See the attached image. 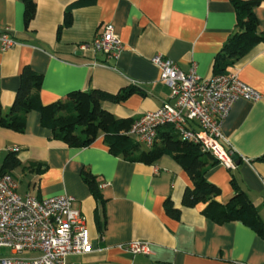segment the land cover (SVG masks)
Returning <instances> with one entry per match:
<instances>
[{"label": "crops", "instance_id": "crops-1", "mask_svg": "<svg viewBox=\"0 0 264 264\" xmlns=\"http://www.w3.org/2000/svg\"><path fill=\"white\" fill-rule=\"evenodd\" d=\"M34 1L36 18L26 27L22 0H0V32L7 29L17 43L8 51L0 50L3 114L12 107L20 72L29 66L44 79L40 100L45 105L78 90L116 95L135 88L125 102H104L103 109L115 118L138 121L147 112L174 103L172 90L161 83V74L151 62L155 55L173 61L183 73L189 74L195 65L202 80L214 77L216 56L237 27L230 0H97L96 5L74 9L71 27L57 40L64 10L75 0ZM259 3L254 14L257 31L264 34V0ZM107 24L114 26L125 50L117 59L79 49ZM230 74L262 99L233 105L223 121L220 144L227 151L235 150L240 163L233 169L213 166L207 181L220 187L218 200L226 202L234 193L231 182L235 180L264 223V160L260 159L264 154V45L230 67ZM40 123L41 117L30 112L24 134L0 129V172L5 156L15 151L20 166L11 175L19 185L17 194L38 199L74 196L73 205L86 217L92 251L71 254L66 264H264V237L251 227L240 221L218 225L201 212L202 203L182 207V195L192 182L171 157L162 156L155 165L128 163L113 157L101 138L90 148L75 150L53 142L51 131ZM84 167L101 183L109 182L100 189L102 202L93 198L82 179ZM166 199L180 209L181 219L165 213ZM135 240L149 242L150 254L133 255L120 248ZM9 253L0 248V256Z\"/></svg>", "mask_w": 264, "mask_h": 264}, {"label": "trees", "instance_id": "trees-1", "mask_svg": "<svg viewBox=\"0 0 264 264\" xmlns=\"http://www.w3.org/2000/svg\"><path fill=\"white\" fill-rule=\"evenodd\" d=\"M97 0H75L64 10V20L57 33V40L65 28L72 25L74 9L87 8L96 5ZM235 9L234 34L228 39L221 52L216 56L212 72L214 77L228 75L230 67L239 64L245 56L250 54L255 47L264 45V34L257 31L258 19L255 17V9L259 0H230ZM24 3V25L27 27L36 18L37 2L34 0H22ZM20 85L10 111L3 114L0 105V129H7L13 133H25L28 114L35 112L41 117V126L52 133V141L61 142L66 147L80 150L90 148L101 138L104 147L115 158L125 162L155 165L162 156L171 157L190 176L192 188L186 187L182 195V207L195 208L198 204H204L201 212L213 222L221 225L225 222L240 221L251 227L255 233L264 237V223L254 202L246 195L241 186L232 180L234 193L226 201L220 202L221 189L212 182H208L207 173L210 168L217 166L219 162L211 152H203L198 144L189 140L180 139L173 126L161 127L156 134V140L150 149H143L141 144L128 137V133L134 123V119L115 118L110 111L103 109L104 102L118 104L125 102L136 92L135 88L121 91L111 95L98 89L85 92H71L63 100H56L51 105L41 102V88L44 83L42 75L34 73V70L26 66L19 75ZM1 99V93H0ZM1 165L0 175L12 174L20 166V159L16 153H8ZM264 160V154L260 157ZM88 167L81 171L82 179L87 183L93 198L103 201L100 184L96 176H93ZM165 213L174 219H181V211L170 199L164 200Z\"/></svg>", "mask_w": 264, "mask_h": 264}, {"label": "built area", "instance_id": "built-area-1", "mask_svg": "<svg viewBox=\"0 0 264 264\" xmlns=\"http://www.w3.org/2000/svg\"><path fill=\"white\" fill-rule=\"evenodd\" d=\"M114 31V26L107 24L89 45H80L79 49L104 55L109 60L117 59L125 50ZM10 35L7 29L0 32L3 52L17 45ZM151 62L161 74V83L172 90L174 103L167 102L134 121L128 137L151 149L158 129L173 126L180 139L198 144L203 152H211L220 165L233 169L237 165L235 150L227 151L220 144L224 138L223 121L235 103L247 100L255 104L262 95L241 83L236 74L202 80L195 65L187 74L160 55H155ZM108 183L100 184V188H107ZM18 186L12 175H0V248L10 252L8 256H0V264H66L71 254L92 251L87 240L86 217L73 205L74 196L61 194L44 199L21 196L16 192ZM120 248L133 255H148L151 251L149 242L139 240Z\"/></svg>", "mask_w": 264, "mask_h": 264}, {"label": "water", "instance_id": "water-1", "mask_svg": "<svg viewBox=\"0 0 264 264\" xmlns=\"http://www.w3.org/2000/svg\"><path fill=\"white\" fill-rule=\"evenodd\" d=\"M234 160H236V163H237V164L240 163V160H238V159L236 158V156H234Z\"/></svg>", "mask_w": 264, "mask_h": 264}]
</instances>
